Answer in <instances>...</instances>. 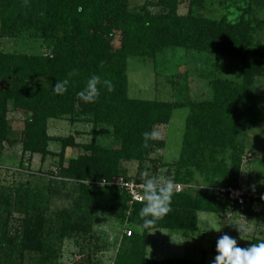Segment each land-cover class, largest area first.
<instances>
[{"label":"trees","instance_id":"16d2710c","mask_svg":"<svg viewBox=\"0 0 264 264\" xmlns=\"http://www.w3.org/2000/svg\"><path fill=\"white\" fill-rule=\"evenodd\" d=\"M257 1L239 0L234 20H211L200 14L178 15V0H158V13H133L127 0H0V37L29 32L32 38L53 42L47 56L0 52V148L7 140L9 111H20L27 119L19 140L7 143L19 145L23 154L41 157L48 154L50 119L76 112L92 116L93 140L82 146L88 154L70 160L61 172L77 184L88 179L98 182L76 185L78 196L71 209L62 206L48 212L45 190L31 187L30 182L6 185L1 180L0 264H55L56 245L71 233L91 235L90 217L97 212L142 230L130 236L124 232L125 247L113 264H192L187 258L148 260L144 242L152 230L191 237L198 231V214L227 215V200L217 190L240 188L245 147L238 136L261 121L257 84L264 78V64L256 56L264 60V42L256 38L264 29V18H257L253 11ZM165 47L235 58L240 63V80L213 77L200 99L130 98L128 59L153 58ZM93 74L110 80L114 90L102 88L94 103H85L77 93ZM64 79L69 80L67 92L56 94V82ZM177 110H186L180 149L175 160L166 162L161 154L165 140L150 138L145 146L144 133L169 125ZM66 147H70L67 142L62 150ZM157 151L158 158L147 157ZM131 161L138 162L140 174L147 170L144 162L155 169L174 168L173 182L180 184L172 196L171 211L148 227L139 215L145 202L133 201L129 190L112 183L121 178L143 184V178L126 176L122 163ZM196 174L202 186L182 190ZM247 193L251 195L243 216L260 218L261 212L252 210L257 196Z\"/></svg>","mask_w":264,"mask_h":264},{"label":"rangeland","instance_id":"374dc122","mask_svg":"<svg viewBox=\"0 0 264 264\" xmlns=\"http://www.w3.org/2000/svg\"><path fill=\"white\" fill-rule=\"evenodd\" d=\"M158 0H127L128 9L133 13H158ZM239 0H178V15L200 14L208 19L220 20L237 17ZM253 11L259 19L264 18V0L254 2ZM257 40L264 42V29L257 32ZM52 41L32 38L29 32L19 37H0V52L26 55L51 53ZM114 45L119 46L116 36ZM260 51V50H258ZM256 59L264 64L259 56ZM262 64V65H263ZM239 60L224 54H206L191 52L180 48L165 47L153 58H130L127 61L128 96L132 99L173 102L206 96L208 84L213 77L239 81ZM180 89V91H178ZM180 92V93H179ZM257 94L260 102V123L252 129L239 133L244 154L238 176V186L257 196L252 210L261 212V217L229 215L225 217L198 214V231L191 237H184L175 231L152 230L146 234L144 254L148 260L187 258L192 264H213L217 240L227 234L237 240L239 247L245 248L264 240V78L258 80ZM186 110H177L169 125H158L153 133L155 138L166 142L161 154L166 162L177 158L180 149L183 120ZM27 115L20 111H9L6 116L7 140L0 148V181L6 185L30 182L31 187L45 190L48 212L65 206L71 209L78 196V184L98 185L91 179L76 181L62 175V169L68 162L88 154L82 146L93 140L92 116H83L79 112L73 115L50 119L46 125L48 136V154H23L19 145L8 142L19 140ZM69 148L62 150L63 143ZM157 151L148 158H158ZM146 166L152 165L144 162ZM142 165L149 176H157L162 183L172 180L174 168H159ZM122 167L129 178H143L138 171V162H123ZM202 178L196 174L192 184L182 186L193 190L202 186ZM177 185L174 183L175 189ZM76 188V189H75ZM75 189V190H74ZM252 194V195H253ZM91 235L69 234L56 245L55 264H113L118 253L122 252L125 234L131 230L141 234L139 227H126L124 220L110 217L105 212H97L91 217ZM128 225V224H127ZM217 230V231H216ZM127 236V235H126ZM141 247V245H140ZM205 252V253H204ZM204 253V255H203Z\"/></svg>","mask_w":264,"mask_h":264},{"label":"clouds","instance_id":"9594fccd","mask_svg":"<svg viewBox=\"0 0 264 264\" xmlns=\"http://www.w3.org/2000/svg\"><path fill=\"white\" fill-rule=\"evenodd\" d=\"M68 85V79L58 80L54 86V92L63 95L67 92ZM105 87L108 92L114 90L110 80L93 74L87 79L77 96L85 103H94L99 98L101 89ZM155 136V133L145 132V146H147L146 141ZM141 176L146 178L141 185L142 196L140 197L145 203L139 215L144 220V226L148 227L171 211L170 205L175 186L172 180L162 183L159 177L149 176L148 171L142 172ZM216 252L213 264H264V240L242 248L238 246L235 238L225 234L217 240Z\"/></svg>","mask_w":264,"mask_h":264},{"label":"built area","instance_id":"2783aa9c","mask_svg":"<svg viewBox=\"0 0 264 264\" xmlns=\"http://www.w3.org/2000/svg\"><path fill=\"white\" fill-rule=\"evenodd\" d=\"M113 184H117L125 189L129 190L131 194V198L133 201L141 202L143 201L140 199L142 194H140V190H142V184H134L132 182H126L125 180L119 178L112 182ZM102 185H106L107 183L101 182ZM179 189V186H177ZM222 197H225L228 203L229 211L226 216L229 215H238L243 216L242 212L245 209L247 198L250 197L251 194L247 193L246 191L235 188V187H225L220 188L217 190ZM255 198V196H253ZM253 207V206H252ZM132 234L131 230L126 232L127 236Z\"/></svg>","mask_w":264,"mask_h":264},{"label":"crops","instance_id":"0c3cea01","mask_svg":"<svg viewBox=\"0 0 264 264\" xmlns=\"http://www.w3.org/2000/svg\"><path fill=\"white\" fill-rule=\"evenodd\" d=\"M198 220H199V216H198Z\"/></svg>","mask_w":264,"mask_h":264}]
</instances>
